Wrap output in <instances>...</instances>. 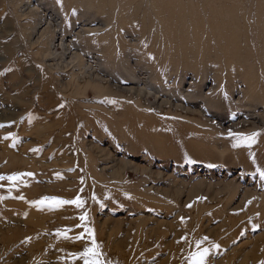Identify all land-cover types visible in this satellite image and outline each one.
Masks as SVG:
<instances>
[{
    "label": "rangeland",
    "instance_id": "1",
    "mask_svg": "<svg viewBox=\"0 0 264 264\" xmlns=\"http://www.w3.org/2000/svg\"><path fill=\"white\" fill-rule=\"evenodd\" d=\"M0 126V264H264V0H0Z\"/></svg>",
    "mask_w": 264,
    "mask_h": 264
},
{
    "label": "snow or ice",
    "instance_id": "2",
    "mask_svg": "<svg viewBox=\"0 0 264 264\" xmlns=\"http://www.w3.org/2000/svg\"><path fill=\"white\" fill-rule=\"evenodd\" d=\"M2 127V126H0ZM5 139H8V137H5ZM0 179H8L10 182H15L16 180L19 179V177L13 176V177H9V178H2L0 177ZM47 201H41V203H46ZM49 203L53 204V205H63L65 203H70V202H65V201H60V200H52ZM73 203H81L80 201H75ZM81 220L84 219V217L80 218ZM80 239H83V237H80ZM92 243L94 244V240L92 241ZM99 246L93 247V248H88L85 250V252L82 254L84 257H87V259H85L84 264H101V256L98 253L97 249ZM197 248H200V244L197 243L196 245ZM209 255V252L207 249H204L202 252L198 253L197 256L194 258L193 260V264H204L205 259L207 258V256Z\"/></svg>",
    "mask_w": 264,
    "mask_h": 264
}]
</instances>
